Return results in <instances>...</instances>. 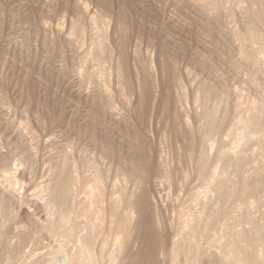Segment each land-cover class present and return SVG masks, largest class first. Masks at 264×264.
Masks as SVG:
<instances>
[{"label": "rangeland", "instance_id": "374dc122", "mask_svg": "<svg viewBox=\"0 0 264 264\" xmlns=\"http://www.w3.org/2000/svg\"><path fill=\"white\" fill-rule=\"evenodd\" d=\"M249 1L0 0V155L12 151L15 155L9 169L0 167L1 232L8 233L9 228L40 240L51 237L45 226L60 211L54 214L48 199L53 200L52 189L64 176L79 190L76 215L80 211L83 216L91 206L95 172H101L106 195L113 190L138 194L146 167L136 160L144 141L152 175L143 187L150 192L159 217L168 218L169 232L184 226L188 215L201 214L208 204L211 211L221 206L240 233L243 227L235 217L245 210L240 202L242 190L237 192L238 199L227 202L225 196L238 175L221 169L218 154L227 149L234 163L241 153V161L249 168L264 164L257 140L247 128L255 100L250 95L258 94L257 86L264 83V28L247 12ZM255 50L262 52L258 56ZM257 57L263 59L258 66ZM145 78L151 84V97L142 110ZM214 85L216 95L210 94ZM203 160L209 170L206 176L199 165ZM215 160L218 167L213 171ZM257 177L264 180V172ZM222 181L224 190L217 186ZM2 199L9 203L5 208ZM253 205L257 212L250 210L252 217L259 213L257 204ZM157 225L163 231L161 223ZM218 225L212 227L218 230L209 231L211 247L205 246L211 256L205 264L219 260L221 242L225 257L232 255L231 238L221 230L229 223L221 220ZM176 240L171 236L159 248L157 264L174 262L171 248ZM242 242L244 247L246 241ZM112 246L117 256L113 262L99 246L97 253L104 257L101 264H125L121 250ZM64 254H54L55 259L73 264Z\"/></svg>", "mask_w": 264, "mask_h": 264}, {"label": "bare ground", "instance_id": "6f19581e", "mask_svg": "<svg viewBox=\"0 0 264 264\" xmlns=\"http://www.w3.org/2000/svg\"><path fill=\"white\" fill-rule=\"evenodd\" d=\"M249 2H250V7L248 8L247 12H249L250 14L251 13L254 14V16L252 14L251 16H253L257 21H259L260 26L264 28V0H250ZM72 26H73V23H72ZM257 30L260 31L261 28L258 26ZM74 32L75 31H73L72 35L74 34ZM78 38H80V36ZM91 38H93L92 35H91ZM94 40H97V38H95ZM123 43L124 45H126V43L128 44L129 43L128 39L124 38ZM260 45L262 47V43ZM97 46L99 47V44ZM101 46L99 48L100 50L104 48V47L101 48ZM261 47L258 48V50L261 49ZM261 52L262 51H258V56ZM121 58H122L121 60L122 64L126 66L127 64L126 55L123 54ZM262 58H264V56ZM261 60L263 61V59ZM261 60L259 57H257L254 60L255 65L258 66V64H261ZM251 77L253 78V76ZM259 79L260 78H258V80ZM256 83L258 84V81ZM150 85L151 84L149 83L147 78H145L143 81L144 94H143L142 99L141 100L139 99L140 100L139 106L142 108V110L144 109V102L146 98L150 95V91H151ZM260 85L261 86L259 87L257 86L258 88L257 91H260V92H258V94L252 93L250 95V97L252 95H255V100L253 103L254 104L253 107L251 106V108L249 109V111L251 112H250V115H248L249 118L247 117L249 119L247 122V128H248V131L251 132V137H253V135L255 136L257 140V144L259 145V148H260L259 153L261 152L260 157L262 156L264 160V83L262 82ZM226 88L228 89L227 86ZM210 94L212 95L218 94V88L215 85L211 87ZM245 132L247 133V131ZM175 134H176L175 137L179 136L178 132H176ZM146 146L147 144L144 141H141L140 143L141 155L140 157H137V160H136V164L142 163L146 167V173L143 174L144 176L140 178L141 180H139L140 185L142 186V189L140 188L141 191L138 194L133 193L135 196H133V194L132 196H130L131 194L127 193L125 190L121 191L119 194H118L119 191L113 190L108 195H106L105 194L106 184L104 180L102 179L101 172L99 174L95 172V174H93L94 180H95V183L92 187L93 191L92 189H90L91 190L90 192H92L91 193L92 197L90 199L91 206L88 208L86 213L82 211L83 213H85L83 217L82 213H80L81 215L79 214L80 211L76 212L78 215H76L74 212V210L81 203L79 199H76V197L79 194V190L77 188L76 189L73 188L75 185L74 181L72 182L70 179L64 176L63 179H61L57 184L54 185L55 187L50 186V187H54V189L51 188L52 190H54V197H52L53 200L48 199L49 201H51V203L54 204V208L52 209L54 211L53 213L55 214L56 212H58V209L60 211V214H58L57 219L55 221L50 220L51 222L47 223L45 226V228L49 232V235L51 233V237L47 236V238L40 240L38 236L36 237V235H32L30 237L24 231L10 232L9 228H7V230L9 231L6 230V232L8 233H5L4 232L5 229H4L3 230L4 234H3L1 232L2 230L0 229V234L1 235L3 234L2 236L0 235V264H63L62 261L58 262L54 256V254L56 255V253H60V252H64L65 253L64 255L68 256L67 260L73 264L77 262H80L83 264H101L100 258L107 254H109L107 256H109L110 261L113 262V260H116L117 256H116V253H114V248L112 249L113 247L112 245H116L119 251L121 250V253L125 258L124 260H126L125 264H157L158 263V257H157L158 250L160 247H163L165 244H167L166 242H168V239L171 236L177 239L173 243V248H171L172 253H173L171 256H174L173 258L174 262L172 261V264H191L189 261H193V262L195 261L196 263L194 264H203L206 261V259L208 260V258H210L211 256L210 255L211 252L208 251L210 248L209 247L206 248L205 246L208 238L211 237V235H209V231H211L210 229L212 227H216L218 224H220L221 220L223 221L227 220V222L231 226L230 227L229 225H227L225 227L223 225L224 228L221 229L220 227L222 225H220V227L218 228L223 230L224 237H225V234L230 236L231 246H232L231 248L232 255L229 258L225 257L226 252L223 249V245L221 242V245L218 248L221 250L219 254V260L215 259L216 264H264V180H261L260 179L261 177H257L260 172H264V166H263L264 164L262 163L263 165H261L260 163L261 166L258 165L260 167H257L256 165V167L254 166L253 168H251L252 167L251 166L250 167L251 169H250L249 166H244L245 164H247V162L241 161L242 158H241L240 152H239L240 154H238V156L236 157V162L233 163L234 157H232L231 152L227 151V149L226 151L219 152L220 153L218 154L220 155L219 158L216 157L220 161L222 160L223 162L221 169H223L224 171L232 170L236 173V175H238L237 176L238 180L234 181L231 185L229 184L230 186L226 189L227 193L225 192L226 193L225 196L228 199L227 202H229V200L235 199L236 196L238 199L239 198L238 195H241V194H238L237 192L239 190H242L241 193L243 195H241L242 198L240 197L241 198L240 202L244 206L242 209H245V210H243L242 213H240L241 215L238 216V219H237V216L236 217L234 216L236 218V221L239 222V224H241L243 227L240 233H237L236 230H234V227H232L231 225L232 223L228 221L229 220L228 218H230L231 216L228 217L229 215L225 214L227 218L225 219V215L223 213L224 210L222 211V209L220 208L221 206L217 209L213 208L215 210L211 211V210H208V208H206V206L208 207V204H205V206L202 205L204 208L201 211V214L199 213V215H196V216L194 215L196 217L195 219H193L194 216L193 218L191 217L192 214L188 215L190 217L189 218L187 217V220L184 221L185 222L184 226H178L171 233L169 232V229H167L168 227H167L166 219L168 218L159 217V213L157 212L156 208L154 209L150 192L145 187H143L146 182H149V180L151 179V175H152L150 168H149V164L151 163V166H152V162L150 161L149 163L148 159L144 155ZM192 147L193 146H191V149ZM187 151H189V149ZM12 152L5 154V155H0V167L3 168V170H5L6 167L8 168L12 159H14L13 156L15 155ZM193 152H194V149H193ZM192 155L193 154H190L189 158ZM119 156H121V154L118 155V157ZM243 157L245 156L243 155ZM121 160H122V157L119 158V161ZM216 160H215V165L212 166V168L214 167L213 171L216 170V166H217ZM247 160L249 159L246 158L245 161ZM250 162L251 161H249V164H251ZM120 164L123 165L122 162H120ZM199 165L202 171L203 172L205 171L204 173L206 176L209 173V170L207 169L208 168L207 164L205 163V161L204 162L200 161ZM117 166H120V165L118 164ZM139 168L140 170H142L141 167ZM94 171H97L96 167ZM99 171L100 170L98 169V172ZM213 171H211L210 174ZM246 172H251V174L247 175ZM61 173L63 172L61 171ZM214 175L215 173L211 177H213ZM67 176H70V175H67ZM70 177H72V175ZM107 177L110 178L108 175ZM108 178L106 180H108ZM217 183L218 182H216V184ZM219 183L220 184H217L218 188L221 187L223 189V184H224L223 181ZM52 190H50L49 193L53 192ZM51 194L49 195L51 196ZM88 194L90 195V193ZM82 200H85V198L84 199L82 198ZM1 201L3 205L2 208H5L6 207L5 205L9 204V203L5 204L6 201L3 202V199ZM104 203L106 204L104 205L105 207L102 206V204ZM254 203L257 204V210L259 213L258 214L253 213V214H256L258 216L260 215L258 218H255L256 215H254V217L250 216V213H251L250 210H252L251 209L252 207L250 206H252ZM47 205L49 204L47 203ZM55 206H57V209ZM231 206H233V203L231 204ZM217 207H218V204H217ZM206 209L209 211L207 215H206V212H207ZM50 210H51V207H50ZM104 211L107 214H104L105 213ZM133 211L136 214L134 219L131 217V212ZM237 211L240 212V210H237ZM252 212H257V211L252 210ZM2 214H4V212ZM81 216L84 218V220H82L83 218L81 219ZM46 221L48 222V220ZM158 222L161 223L162 225L161 229H163V231H160L157 229V226H158L157 224H159ZM241 225L240 226L237 225V226L241 227ZM212 229H215V228H212ZM215 230H218V229L216 228ZM237 234H239V236L242 237L241 240L239 239V237H237ZM223 235L221 236L220 234L219 238L221 236V239H222ZM12 238H17L16 241H14L15 243L13 244L10 243ZM242 239L246 241L245 242L246 245L244 244L245 245L244 247L243 245L242 247L240 245V242L243 241ZM209 242L210 241H208V243ZM53 243L58 245V248L55 246L57 249L54 247L55 244L53 245ZM132 243L137 244L136 251L132 250V249H136L135 244H133L134 248H132ZM208 243H207V246H210V244L208 245ZM99 246L101 248V253H103V256H99V254L97 253ZM68 247L70 248L68 249ZM215 262L213 259V261L209 262V264L210 263L214 264Z\"/></svg>", "mask_w": 264, "mask_h": 264}]
</instances>
